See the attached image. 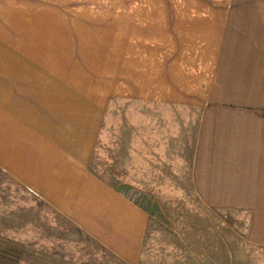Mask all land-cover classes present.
Masks as SVG:
<instances>
[{"label": "crops", "instance_id": "1", "mask_svg": "<svg viewBox=\"0 0 264 264\" xmlns=\"http://www.w3.org/2000/svg\"><path fill=\"white\" fill-rule=\"evenodd\" d=\"M118 113L129 162H193L264 249V0H0L2 232L18 189L140 264L149 212L92 165Z\"/></svg>", "mask_w": 264, "mask_h": 264}, {"label": "rangeland", "instance_id": "2", "mask_svg": "<svg viewBox=\"0 0 264 264\" xmlns=\"http://www.w3.org/2000/svg\"><path fill=\"white\" fill-rule=\"evenodd\" d=\"M131 124L121 113L108 119L104 129L111 134L99 141L92 165L113 184L129 185L149 212L140 264H264V249L247 241L249 216L200 200L193 162L128 161L130 153L116 147V134ZM12 192V231L0 230V264H124L46 204L36 207L29 197L19 199L20 190ZM25 224L29 228L19 230Z\"/></svg>", "mask_w": 264, "mask_h": 264}]
</instances>
